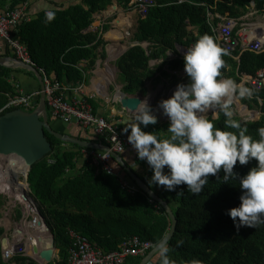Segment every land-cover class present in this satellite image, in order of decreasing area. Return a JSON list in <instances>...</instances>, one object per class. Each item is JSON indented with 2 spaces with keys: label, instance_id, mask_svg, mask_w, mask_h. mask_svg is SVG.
I'll return each mask as SVG.
<instances>
[{
  "label": "trees",
  "instance_id": "16d2710c",
  "mask_svg": "<svg viewBox=\"0 0 264 264\" xmlns=\"http://www.w3.org/2000/svg\"><path fill=\"white\" fill-rule=\"evenodd\" d=\"M11 1V9L30 3V0ZM133 1L117 0L124 9L131 8ZM152 1L153 5L148 8L146 18L139 20L135 34V41L139 45L130 48L116 62L124 85L122 91L128 95L145 96L147 82L160 80L161 77H175L163 71L165 65H169L174 71L183 70V58L168 60L169 52L178 54V45L186 48L205 34L211 36L216 43L208 21L209 12L238 19L247 13L251 3L255 4L257 10L264 11V0ZM112 4L113 0H81L68 8L52 11L54 17L51 20L47 19L46 12H40L30 21L23 22L17 35L27 47L32 60L45 70L50 79L61 81L67 78L74 85L81 84L84 79L86 82L88 80L85 73L96 65L98 49L106 45L103 35L99 37L97 33L86 31L94 21L93 15L106 10ZM187 20L198 29L197 37L188 32ZM108 29L109 26H104L103 33ZM239 29L234 31V36H237ZM120 46L123 47L124 43ZM11 55L9 50L1 54ZM105 56L104 53L102 57ZM222 58L225 67L221 68L222 76L219 78H232L241 83L242 74L255 77L259 71L264 70V52L236 51L232 56L226 54ZM152 59H163L164 63L153 70L149 66ZM84 60L89 62L88 68L81 69L79 65ZM15 72L32 74L0 65V111L7 105L8 95H15L21 90L22 84L13 75ZM158 72H161L160 77H156ZM251 91V96L237 98L245 105L246 112L259 110L260 118L246 121L233 116L232 119L247 126L248 135L259 139L256 130L264 127V88ZM120 95V92L115 94L114 100H119ZM86 100L96 114L105 106L100 99ZM10 110L0 112V116ZM208 119L213 120L215 127L235 131L226 128V118L222 113L218 119L212 116ZM168 124L169 122L160 123L157 120L155 125L141 127L143 131L166 139L170 135L167 132ZM120 126L124 128L126 124L121 123ZM84 132L80 139L105 143L104 139L96 136L93 129ZM47 138L52 143L53 152L31 167L28 183L59 251V257L54 261L56 263L50 264L68 263L69 251L73 246L70 230L97 243L106 252L117 250L129 237L139 236L155 246L167 236L172 225L167 212L162 205L152 201L145 192L137 188L120 165H114L116 174H109L101 166L98 168L93 164V157L90 155L92 149L64 143L48 133ZM51 159L54 161L52 164L49 162ZM111 160L112 164L116 161L113 158ZM140 162L145 171L140 177L148 184L153 173L146 161ZM256 164L254 159L243 166L237 162L233 171L243 176ZM121 175L137 189L133 192L124 189L120 181ZM223 175L222 170L215 176L209 175L208 182L198 194L188 191L184 184L176 186L174 191H167L163 186L151 187L169 204L177 218L176 232L167 244V255L172 264H187L191 260H197L200 264H264V224L254 228L245 226L237 230L226 213L227 210L239 206L241 190L235 180L224 183ZM16 212V219L20 220L22 212ZM4 234L5 231L1 228L0 254ZM143 258L130 257L126 264H140ZM155 260L160 264L159 253ZM0 264L37 263L19 254L13 261Z\"/></svg>",
  "mask_w": 264,
  "mask_h": 264
},
{
  "label": "clouds",
  "instance_id": "9594fccd",
  "mask_svg": "<svg viewBox=\"0 0 264 264\" xmlns=\"http://www.w3.org/2000/svg\"><path fill=\"white\" fill-rule=\"evenodd\" d=\"M135 1L132 7L135 6ZM46 16L48 20H51L54 13L48 12ZM133 43L135 44L131 48L139 45L138 42ZM129 49L126 48L119 54L115 62ZM224 55H226L225 50L206 34L186 49L183 61L188 83L178 84L171 97L159 101L157 106L162 111V115L168 118L167 132L170 134L168 138L160 139L152 132L142 130L141 126L147 128L157 123V116L154 115V109L147 98L139 101L132 108L133 121L126 122L122 131L128 134V143L136 151L139 160L146 161L153 173L148 180L150 188L155 185L163 186L167 191H174L176 186L184 184L187 185L188 191L198 194L208 182L209 175L215 176L221 170L224 173L222 177L224 183L235 180L241 190L240 204L238 207L227 210L226 214L239 230L245 226L254 228L264 224V127L256 130L259 139H254L247 134V126L232 119L234 113L230 106L233 98L249 97L252 91L232 78H219L222 76L221 68L225 67V61L222 58ZM154 60L160 59L150 60L149 66ZM119 91H122L121 86ZM39 101L40 97L38 104ZM209 112L216 119L222 113L226 118L224 121L226 128L235 131L215 127L213 120L205 116ZM260 116L261 112L258 116L251 117V120H258ZM102 153L106 154L102 156L105 159L110 155L109 151ZM253 159L257 164L250 168L246 175L240 176L233 171L237 162L243 166ZM123 163L125 159L117 158L112 167ZM21 184H26V181ZM31 206L39 209L36 205ZM153 248L159 253L160 264H172L167 255L169 248L164 240L158 241ZM187 264H200V262L191 260Z\"/></svg>",
  "mask_w": 264,
  "mask_h": 264
},
{
  "label": "built area",
  "instance_id": "2783aa9c",
  "mask_svg": "<svg viewBox=\"0 0 264 264\" xmlns=\"http://www.w3.org/2000/svg\"><path fill=\"white\" fill-rule=\"evenodd\" d=\"M152 5V0L135 1V7L137 9L136 12L142 19L146 17L148 8ZM28 7L29 5L26 3L25 5L15 9L7 8L5 10H0V55L5 53L6 50H9V52L17 59L28 65L36 67L39 70V72L43 75V81L45 84L47 108L53 119L64 121L67 124L74 122L83 130L93 129L96 136L105 140V143L101 141L99 144L109 146L118 154L123 153L128 147H132L127 140L128 134L123 133L122 131L123 128L120 126L122 122L111 117H100L95 114L92 105L86 100L89 96L83 95L78 99H70L69 95L72 92L82 94V90L85 88L84 85H63L57 81H52L46 75L45 70L37 66L32 60L27 47L21 43L20 38L17 35L19 26L23 22H28L30 20ZM216 20H219V22H216ZM208 21L215 35L216 44L224 49L227 55L232 56V54L236 51H240L241 53L245 51L255 53L264 52V11L261 12L257 10L254 3H251L248 7L247 13L238 19L230 18L229 15L221 16L219 14L209 12ZM193 28L195 27L187 20V29L189 32H193V35L197 37L198 34L194 33ZM237 28L240 29L237 32V36H234V31ZM190 46L185 48L178 45V54L169 52L168 60L173 61L183 58L186 49ZM238 58L239 57H236V59ZM163 63V59L151 61L150 68L154 70L158 65ZM163 71L171 75H175L178 78L182 77L180 78L181 81H188V77L184 69L181 71H174L169 67V65H165L163 67ZM160 76L161 72H158L157 77ZM241 77V83L248 86L253 91H258L264 88V70L259 71L255 77L245 74H242ZM163 78L164 77H161L162 80ZM119 90L120 87H117L116 94L120 92ZM39 97L40 92L38 91L25 93L22 90H18L17 94L8 95L9 101L0 112L8 110L12 107L21 108L25 111H32L37 106ZM235 99L238 101V105L235 102H232L233 105L231 104V106L236 105L238 109L245 108L242 104H240V99L238 100L236 97ZM106 102L108 104H118L119 100H114V98L108 97ZM258 102L260 103L259 100ZM127 113L128 117H130V113L133 112L128 111ZM249 113L246 115H249ZM254 113L255 112L251 113L253 114L252 117L254 116ZM207 114H209L208 117H213L211 112ZM240 114L243 115L242 113ZM233 116H236V114L234 113ZM245 119L251 120V117ZM166 122H169L168 118ZM90 155L93 157V164H95L98 168L101 166L102 169L109 174H116V170L113 168L114 165L112 167L111 155H109L107 159L102 158V156L106 154L97 150H92ZM49 162L51 164L54 163L52 159ZM120 181L124 189L132 192V188L128 185L127 181L122 178V176ZM32 209L33 213L37 215V208L32 206ZM69 235L73 241V246L69 251L67 264H126L130 257L145 258L154 247L152 243L142 240L139 236H133L126 238L118 246L117 250L106 252L101 249L97 243L91 242L87 237L73 230H70ZM18 253H24V251L21 250L17 243L13 242L9 249L3 250L1 253V259L4 262H8ZM148 264L156 263L151 261Z\"/></svg>",
  "mask_w": 264,
  "mask_h": 264
},
{
  "label": "water",
  "instance_id": "95a60500",
  "mask_svg": "<svg viewBox=\"0 0 264 264\" xmlns=\"http://www.w3.org/2000/svg\"><path fill=\"white\" fill-rule=\"evenodd\" d=\"M111 48L112 45H107L106 52L110 53ZM0 65L10 69H22L31 72L36 77L40 87V101L38 106L33 111L29 112L18 108L7 111L0 116V156H18L24 161L27 166V171L25 174L27 188L22 194V197L25 201H30L31 205L37 204L34 197L31 195L30 185L28 183V172L33 165L42 161L50 153L53 152L54 148L52 146V143L47 138V133L53 135L64 143L78 145L82 148H89L102 152L109 151L111 157L115 160H117V158H123L121 154L114 152L107 145L88 142L79 138H75L67 133L60 132L55 127L46 104L45 84L42 75L36 67L25 64L15 57L3 56H0ZM120 93L122 94V96L119 99V103L124 111L133 112L132 108H134L139 101L144 100V97L140 95L131 96L125 94L122 91ZM120 166H122L124 170L129 174V176L135 182L137 188L145 192L152 201H156L160 205H162V207L167 212L172 221V225L170 231L163 240L166 244H168L174 236L177 228V218L171 207L160 197L159 194L153 191L148 184H146L134 171H132L126 165V163L120 164ZM16 183H19L18 177L16 178ZM36 216L40 219V224L45 226L47 231H49V233L51 234L52 243L50 248H45L42 250H40L39 246L34 245L33 252L35 254H39V257L43 261H45V264L54 263V258L57 257L56 251H58L55 246L54 235L51 233L50 228L45 222L44 216L38 208ZM16 230L18 231V233L20 232L19 229ZM7 243L8 239L3 238L1 242L2 247H6ZM157 254L158 252H156L155 248H153L141 261L140 264H148L151 261L156 263L155 259Z\"/></svg>",
  "mask_w": 264,
  "mask_h": 264
},
{
  "label": "crops",
  "instance_id": "0c3cea01",
  "mask_svg": "<svg viewBox=\"0 0 264 264\" xmlns=\"http://www.w3.org/2000/svg\"><path fill=\"white\" fill-rule=\"evenodd\" d=\"M80 2H81V0H30L29 15H30V17L34 18V16H36L40 12L48 13V12H52V11L59 9V8L65 9V8H68L72 5H74V4H78ZM11 3H12L11 0H0V10H4L6 8H9L11 6ZM132 3L130 4L131 6H132ZM116 6H117V8H116ZM131 8L124 10V8L119 5L117 0H113V4L111 6H109L106 10L102 11L101 14L99 12V13H97V15H95V14L93 15L94 21H93L92 25L90 26L89 30H87L86 32L97 33L99 37L101 35H103L104 40L106 42V45L104 48L100 47L98 49L99 55H98V60L96 62L95 67L92 70H88L85 73V76H87L88 80L86 82V80L84 79V82L81 84L84 85V87L86 89L84 88L85 90H82V92H83L82 94H77L75 92H72L69 95L70 99H72V100L74 98L78 99L84 95V96L91 97L90 99H100L101 101H104L105 106L99 110L97 115L100 117H106V118L111 117V118H114L115 120L121 121L124 124H126V122H132L133 118H134V114L130 113V117H128L127 111H124L123 108H121V110H117V109H115L114 103L108 104L106 102V99L108 97L111 98V88L110 87L113 83H116V76L114 74V70L112 68H110L111 65L107 64V61L105 63H103L104 62L103 60L106 59V57H108L109 60L112 59L113 57L115 58V54L119 50L127 48V43H124L123 47H121L120 45H121V42H123V40L125 39V37L123 36V33H126V37L131 35L130 28H132V26L135 23V16L134 15H136V13L132 12V11L129 13L125 12L127 10H131ZM122 9H123V12H125L126 14L119 13V12H121ZM118 13H119L118 18L117 19L115 18L114 20H112V18L115 15H117ZM104 26H109V29L106 33H103V27ZM138 26H139V21H138L136 30L131 37V39L133 38L132 42H137V41H135V34L137 32ZM193 31H194V33L198 34V29L196 27L193 28ZM188 32H189V30H188ZM190 33H193V32H190ZM109 41H110V44L111 43L114 44L112 46L113 51L111 53L106 52V46H107ZM104 53L106 54L105 58L102 57V55ZM88 64H89V62L84 60L80 63L79 67L81 69H83V68L85 69V68H88ZM116 67H117V65L115 66V68ZM116 69L118 70L119 73H121L118 68H116ZM13 70H18V69H13ZM19 70H21V69H19ZM13 75L22 84L21 89L23 92H30L31 93V92H35V91L40 90L37 79L33 74H28L26 72H15ZM156 77H157V75H156ZM53 78H55V77H53ZM51 80L57 81L63 85H72V86L81 85V84L74 85L73 83L68 82L67 78H64L61 81L57 80V79H52V78H51ZM154 81H160V80H152L149 82L152 83ZM97 84L99 85V87H102L103 91L104 90L106 91L105 95H102V94L98 93V91H96V89L98 88V87H96ZM88 88H92V89L88 91ZM93 88H95V90ZM151 91H152V89H151ZM147 92H148V90H147ZM151 94L152 93L149 92V94L145 95L146 97L143 95H140V94H137V95L143 96L144 99H146V98H149V96ZM52 121L55 122L54 125L60 132L70 134L74 137L76 136V138H79V139L85 133L84 131H87V130H83L82 128L78 127L77 124L74 122L67 124L64 121H61L58 119H52ZM82 154H85V152L82 151ZM121 155H122L123 159H125L126 165L132 171H134L139 177L141 175L145 174L144 168L142 167V164H141V162L137 156V153L132 147H128L123 153H121ZM121 169H124V168L121 166ZM128 185L132 188L133 191H134V189H137L136 187L131 186L129 183H128ZM4 228H5L6 233H8V229H6V227H4ZM15 234H16V236H15ZM15 234L13 236L14 239H16L17 236H19L18 232Z\"/></svg>",
  "mask_w": 264,
  "mask_h": 264
},
{
  "label": "rangeland",
  "instance_id": "374dc122",
  "mask_svg": "<svg viewBox=\"0 0 264 264\" xmlns=\"http://www.w3.org/2000/svg\"><path fill=\"white\" fill-rule=\"evenodd\" d=\"M125 10V9H124ZM136 7L133 6L131 8V10H127L125 12L129 13V12H135L136 15L135 16V23L134 25L132 26V28H130V33L131 35L127 36L123 42L121 43H127V48H131L132 45H134L135 43L132 42V35L133 33L135 32L136 30V27H137V24H138V21L139 19H141V17L139 16V14L136 12ZM125 12H123V9L121 10V12L119 13H124L126 14ZM119 13L117 15H115L112 20H114L115 18L117 19L118 16H119ZM140 17V18H139ZM110 44V41L108 42L107 45ZM110 45H114V44H110ZM118 56V55H117ZM117 56L112 59L109 60L108 57H106V59H104L103 63H105L107 61V64H110L111 67L113 70H114V74L116 76V83H113L111 85V98H114V95L116 93V90H117V86L120 87L123 89V83L120 79V73L117 71V69L115 68L116 66V62H115V59L117 58ZM106 65V64H105ZM111 69V70H112ZM182 78V77H180ZM178 78V77H170V78H163L160 79V81H154V82H147L146 84V88L148 90L147 94H149V92H151L152 94L149 96L148 101H149V104L153 107L154 109V115L157 116V120L162 123V122H166L167 118L165 116L162 115V111L158 109V102L161 101V100H164V99H168L171 97V95L174 93L176 87L178 84H181V83H188V81H181V79ZM90 82V81H89ZM88 82V83H89ZM86 89V88H85ZM84 89V90H85ZM92 88H88V91L91 90ZM94 89V88H93ZM152 89V91H151ZM155 92H157V97H155L156 99L153 101V97L155 96ZM113 96V97H112ZM148 96V95H147ZM146 97V96H145ZM120 98H121V95H120ZM119 98V99H120ZM235 98V97H234ZM239 100V99H238ZM240 104L241 101L239 100ZM238 104V103H237ZM233 105V104H232ZM243 105V104H242ZM115 109L117 110H121V105L120 104H115ZM245 107V105H243ZM231 110L233 111V113L236 114L237 117L239 118H249V117H252L253 114H249V115H246L247 112H246V108H237L236 105L234 106H231ZM157 111V112H156ZM95 112V111H94ZM254 113V115L258 116L259 114V111L257 110H251L250 113ZM240 113H242L243 115H241ZM96 114V113H95ZM206 117L209 116V114H206L205 115ZM242 116V117H241ZM253 116V117H255ZM53 124H55L54 121H52ZM3 167L2 166V163L0 162V168ZM18 180L20 183H24L25 181V175L24 173L22 172L19 176H18ZM5 193V192H4ZM1 193L0 192V195H2L1 197V200H0V220L5 221L7 220L9 222V226H8V233H9V236L12 238L14 236L15 233H17L18 231L16 229H20L21 232H22V229L25 228V224L28 222H32L33 220V215L27 211V208H26V205L23 204L22 202L20 201H17L16 198H12L10 195H8V193ZM36 206L38 207V205L36 204ZM17 210H21L22 212V218L20 220H17L16 217H17ZM11 221V222H10ZM4 229L5 231V228H4V225H0V229ZM7 229V228H6ZM19 230V231H20ZM6 232V231H5ZM51 235V234H50ZM26 243V240L24 239L21 243H20V246L25 244ZM57 249V248H56ZM24 255H26V257L30 258V259H34L33 256H30V254L26 251L24 252ZM56 255L59 257V254H58V251H56ZM59 259V258H58ZM36 260V263L37 264H40L41 260L40 259H35ZM33 260V261H35Z\"/></svg>",
  "mask_w": 264,
  "mask_h": 264
},
{
  "label": "bare ground",
  "instance_id": "6f19581e",
  "mask_svg": "<svg viewBox=\"0 0 264 264\" xmlns=\"http://www.w3.org/2000/svg\"><path fill=\"white\" fill-rule=\"evenodd\" d=\"M123 36L126 38V33H123ZM112 51H113V47L111 48L110 53ZM124 51H125V49L119 50L115 54V57ZM96 87H98L96 89V91H98V93H100L102 95L106 94V91L105 90L103 91L102 87H99L98 84ZM94 90H95V88H94ZM155 97H157V92H155V96L153 97V101L156 99ZM233 102H235L236 104L238 103V101L235 98H233ZM248 113L249 112H247V114ZM249 114H251V113H249ZM0 162L2 163V166H3L0 168V192L1 193H4V192L8 193V195H10L12 198H16L17 201H20L23 204H25L27 211L33 215V219H34V221H32L30 223L27 222L25 224V228L22 229V232L19 229L20 230V232L18 233L19 236H17L16 239H14L13 237L11 238L9 236V233L5 232L3 238H7L8 243H7L6 247H2V244H1V247H2L1 253L3 252V250L9 249L10 246L13 244V242L17 243L20 246V243L25 239L26 243L20 246L21 250H23L24 252L27 251L30 254V256H33V258H34L33 260H35L37 258V259L41 260L40 264H45V261H43L39 257V254H35L33 252V247H34V245H37V246H39L40 250L45 249V248H50L51 243H52L51 242L52 241L51 235H50L49 231H47L46 227L43 226L42 224H40V219L36 216V214L33 213L32 206L30 205L31 204L30 201L27 202L23 199L22 194L25 192V189L27 188V187H25V184L20 185V183L19 184L16 183V178L22 172L24 173V175L26 174L27 166L20 157L15 156V155L8 156V157L0 156ZM0 225H4V227H6L8 229L9 222L6 220L4 223V221L0 220ZM19 254L24 255V253H18L17 255H19ZM24 256H26V255H24ZM13 259L10 261H13ZM10 261H8V262H10ZM54 261H55V258H54ZM0 262H4L1 259V254H0Z\"/></svg>",
  "mask_w": 264,
  "mask_h": 264
}]
</instances>
